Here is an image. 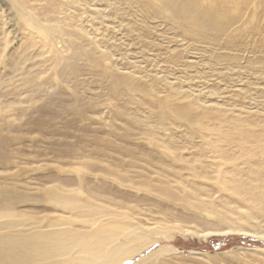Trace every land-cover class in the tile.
<instances>
[{
    "label": "rangeland",
    "instance_id": "374dc122",
    "mask_svg": "<svg viewBox=\"0 0 264 264\" xmlns=\"http://www.w3.org/2000/svg\"><path fill=\"white\" fill-rule=\"evenodd\" d=\"M227 1L198 31L161 0H0L15 229L124 228L121 264H264V0Z\"/></svg>",
    "mask_w": 264,
    "mask_h": 264
},
{
    "label": "bare ground",
    "instance_id": "6f19581e",
    "mask_svg": "<svg viewBox=\"0 0 264 264\" xmlns=\"http://www.w3.org/2000/svg\"><path fill=\"white\" fill-rule=\"evenodd\" d=\"M161 1L172 12L179 13L181 20L184 17L186 22H189V26L191 24L195 30L199 31L208 27L220 31L226 28L221 25L222 22L215 20L217 17L214 19L215 16H213L215 22L210 23V20H208L207 23V20H205L207 16L204 15L206 13L210 16L212 12L215 13V8H218V6L216 7V2L218 3L223 0H212L208 4L209 7L207 9H202L204 13L197 12L195 10L197 6L196 2H190V0ZM228 1L231 2V0ZM3 127L4 124L0 125V128ZM0 132H2V129H0ZM6 149L7 143L4 139H0V162L3 164L2 166H6L8 162L3 161V159L6 160L8 157ZM253 195L256 200L260 201L262 199L261 196H256L255 193ZM55 200L61 201V199L56 197ZM66 204L71 209L79 208V206H82L84 210L85 207L89 208L88 205L79 202H67ZM3 216L9 217V221L0 222V264H121L127 257L133 256L142 249L140 247L128 248L127 244L130 241L117 243L118 236L120 235L119 232L125 233L124 228L118 227L117 230V227L114 226L108 228L100 227L86 234L75 233L71 230H53L47 232L41 230H18L15 228L24 224V220L14 218L13 212L7 209H0V217ZM59 222V224L71 223ZM58 223L54 224L52 222L51 224L57 225ZM91 223L94 222L91 221ZM186 231L191 232V230ZM231 231L232 229L228 232ZM205 233L203 232L202 234ZM260 234L264 236V233Z\"/></svg>",
    "mask_w": 264,
    "mask_h": 264
}]
</instances>
